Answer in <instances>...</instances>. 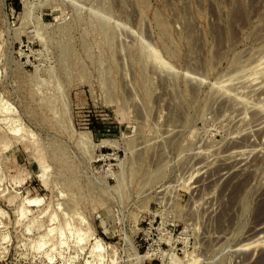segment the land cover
Returning a JSON list of instances; mask_svg holds the SVG:
<instances>
[{"label": "rangeland", "instance_id": "obj_1", "mask_svg": "<svg viewBox=\"0 0 264 264\" xmlns=\"http://www.w3.org/2000/svg\"><path fill=\"white\" fill-rule=\"evenodd\" d=\"M0 264H264V0H0Z\"/></svg>", "mask_w": 264, "mask_h": 264}, {"label": "bare ground", "instance_id": "obj_2", "mask_svg": "<svg viewBox=\"0 0 264 264\" xmlns=\"http://www.w3.org/2000/svg\"><path fill=\"white\" fill-rule=\"evenodd\" d=\"M5 112V111H4ZM20 127V126H19ZM17 128V127H16ZM16 132H18V130H16ZM22 132V131H21ZM7 148V147H6ZM44 172H45V170H44ZM45 175V174H44ZM43 174H42V176L41 177H43L44 176ZM39 177V176H38ZM41 177H40V179H41ZM46 177V176H45ZM44 177V178H45ZM21 180V179H20ZM31 202H39V200L38 199H33V200H30ZM19 212H20V215H21V217L22 216H24L25 214H27L26 213V211L24 210V209H22L21 211H20V209H19ZM28 212V211H27ZM52 215H54V214H52ZM51 215V216H52ZM20 217V218H21ZM42 218V217H41ZM55 218H56V216L54 217V216H52V217H50V219L51 220H55ZM37 219V218H36ZM43 220V219H42ZM34 222V221H33ZM35 222H36V220H35ZM34 224V223H33ZM28 226V225H27ZM32 227H33V229H34V226L33 225H30L29 227H28V229L30 230V229H32ZM35 227H36V225H35ZM40 228V227H39ZM39 228H36V229H39ZM56 231V228H54V227H51L50 229H48V234L50 235L52 232H55ZM59 232H60V230H59ZM60 235L62 236V233H60ZM48 238V237H47ZM54 238H52V240H53ZM60 242H62V241H60ZM63 243V242H62ZM46 244V243H45ZM44 243L41 245V246H43V245H45ZM61 244V243H60ZM65 244V243H64ZM54 247H55V245H54ZM59 247V246H58ZM102 245L99 243V242H97L96 243V252H100L102 249ZM56 249H54V251H55ZM97 255H100L99 253H97ZM51 257V256H50ZM103 259V258H102ZM100 260H101V258H100Z\"/></svg>", "mask_w": 264, "mask_h": 264}]
</instances>
